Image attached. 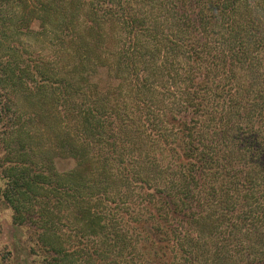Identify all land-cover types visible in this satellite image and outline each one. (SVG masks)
Returning a JSON list of instances; mask_svg holds the SVG:
<instances>
[{"label":"trees","instance_id":"obj_1","mask_svg":"<svg viewBox=\"0 0 264 264\" xmlns=\"http://www.w3.org/2000/svg\"><path fill=\"white\" fill-rule=\"evenodd\" d=\"M31 13L38 55L32 71L0 62V121L32 93L33 162L8 152L2 194L15 219L33 215L52 264H83L44 237L60 214L100 240L75 250L86 261L146 264L148 249L159 264H264V0Z\"/></svg>","mask_w":264,"mask_h":264},{"label":"rangeland","instance_id":"obj_2","mask_svg":"<svg viewBox=\"0 0 264 264\" xmlns=\"http://www.w3.org/2000/svg\"><path fill=\"white\" fill-rule=\"evenodd\" d=\"M2 10L0 20V62L12 63L15 68L24 67L28 71L33 70V59L37 54L36 35L33 34V0H8L0 2ZM30 11L31 15L28 19L20 20L22 11ZM44 46L43 52H48L47 44L42 42ZM15 64H18L17 67ZM2 85L6 89L17 87L12 86L9 81H2ZM4 90V89H3ZM17 94V92H16ZM31 92L27 95H18V106L20 108L21 119H18L17 112L10 113L9 117H5L0 121V264H52L53 249L51 247H43L37 244V228L33 224V215L31 219L19 220L15 219L16 211L7 203L2 192L6 185V179L3 177V170L6 165L13 162L7 161V156L13 155L17 159V163L25 159V167L31 169L33 162V96ZM11 101V99H10ZM4 103V99L2 101ZM12 103V102H10ZM13 105V109H16ZM10 117L12 120H10ZM69 160L60 162L61 168L71 167ZM24 217L28 214H23ZM81 219L80 214L67 215L60 214L56 220V224L49 229L46 237L54 246L62 247V250L71 251L73 259L76 257L83 264H105L102 259L97 261H86L75 253L77 249H85L89 244L94 249L100 248V240L97 237L87 238L82 234V224L78 222ZM85 236V237H84ZM90 239V240H89ZM86 242V243H83ZM160 246V244L158 245ZM112 245H109L110 249ZM87 248V247H86ZM125 253V251H123ZM146 264H159L157 259L154 260L151 254L152 250H144ZM109 260L115 258L114 252ZM126 253L122 260H126ZM96 256V255H95ZM165 258V257H164ZM74 259V260H75ZM168 262V261H167ZM166 262V264H167ZM82 264V263H81ZM164 264V263H163Z\"/></svg>","mask_w":264,"mask_h":264}]
</instances>
